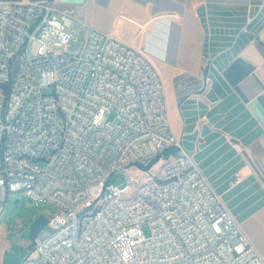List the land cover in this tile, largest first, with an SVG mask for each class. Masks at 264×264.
<instances>
[{
    "label": "built area",
    "instance_id": "2783aa9c",
    "mask_svg": "<svg viewBox=\"0 0 264 264\" xmlns=\"http://www.w3.org/2000/svg\"><path fill=\"white\" fill-rule=\"evenodd\" d=\"M76 21L52 2H0V202L54 209L19 264H264L174 135L155 64L81 21L71 51ZM154 165L145 184L125 174Z\"/></svg>",
    "mask_w": 264,
    "mask_h": 264
},
{
    "label": "crops",
    "instance_id": "0c3cea01",
    "mask_svg": "<svg viewBox=\"0 0 264 264\" xmlns=\"http://www.w3.org/2000/svg\"><path fill=\"white\" fill-rule=\"evenodd\" d=\"M0 2L73 9L144 53L182 149L264 260V0Z\"/></svg>",
    "mask_w": 264,
    "mask_h": 264
},
{
    "label": "rangeland",
    "instance_id": "374dc122",
    "mask_svg": "<svg viewBox=\"0 0 264 264\" xmlns=\"http://www.w3.org/2000/svg\"><path fill=\"white\" fill-rule=\"evenodd\" d=\"M71 31L69 47L71 51H76L83 40V28L79 18L73 23ZM16 67L17 62L14 61L11 68L15 70ZM44 92L47 93L46 90ZM157 168L158 165H154L149 174L146 169L130 166L125 168V174L140 185L153 180L157 176ZM108 183L114 186L123 185L125 177L122 173L116 172L109 178ZM53 215L54 209L51 206H34L21 193L9 196L4 204L0 202V250H2L0 264H19L26 257H37L35 245L48 234L49 226L47 224L46 228L39 231L36 240L32 238V227L39 218L49 220ZM144 232L147 236V230Z\"/></svg>",
    "mask_w": 264,
    "mask_h": 264
},
{
    "label": "trees",
    "instance_id": "16d2710c",
    "mask_svg": "<svg viewBox=\"0 0 264 264\" xmlns=\"http://www.w3.org/2000/svg\"><path fill=\"white\" fill-rule=\"evenodd\" d=\"M176 155H177V150L175 148L168 149V150L164 151V153H163V157L165 159H168L169 157H174ZM47 224H48V220L46 218L41 217L38 220H36L35 224L32 227V238H33V240L37 239V234L39 233L40 230H42L43 228H46Z\"/></svg>",
    "mask_w": 264,
    "mask_h": 264
}]
</instances>
